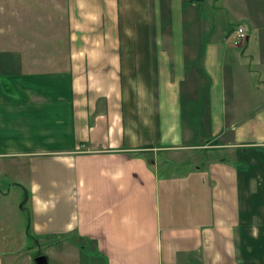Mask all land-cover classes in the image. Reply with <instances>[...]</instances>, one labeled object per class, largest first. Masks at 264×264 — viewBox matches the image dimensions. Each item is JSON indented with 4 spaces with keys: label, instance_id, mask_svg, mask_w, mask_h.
Instances as JSON below:
<instances>
[{
    "label": "crops",
    "instance_id": "obj_1",
    "mask_svg": "<svg viewBox=\"0 0 264 264\" xmlns=\"http://www.w3.org/2000/svg\"><path fill=\"white\" fill-rule=\"evenodd\" d=\"M254 36L263 77L264 0H0V172L27 192L0 264L42 247L53 264H264V103L226 98Z\"/></svg>",
    "mask_w": 264,
    "mask_h": 264
},
{
    "label": "rangeland",
    "instance_id": "obj_2",
    "mask_svg": "<svg viewBox=\"0 0 264 264\" xmlns=\"http://www.w3.org/2000/svg\"><path fill=\"white\" fill-rule=\"evenodd\" d=\"M47 12H50L49 9H45L44 12H42L41 15L38 16H40V18H43L44 16V18L47 19ZM46 21L48 20H43L42 22H40L37 18V21L32 20L31 22H29L30 26L33 27V30L37 32V35H41V38L42 36L46 37L50 35L48 29H46ZM255 37L256 36H254V41H251L249 43V48L241 46L240 49H237L239 50L241 55H237L239 57V61L236 64H233V59H227L228 62L225 69V75H227L226 98L228 104L229 106L237 104V108L240 110L247 109L244 112L246 114L252 112V110L254 111L257 106L264 103V96L262 95L264 93V90L260 91V89H262L260 84H264V76L260 77L257 74V70L261 69L260 66L257 64L259 62L257 60L253 61L249 57V55L259 52V50H257V47H253V44L256 39ZM258 43L264 44V37L262 38V41ZM261 50L264 51V48H261ZM235 67L236 70L232 71V69ZM245 73L248 75H246ZM240 117L244 119L245 116H238V118ZM223 150L219 152L222 155L226 156L227 154ZM181 151H183L184 154L190 153L187 149H182ZM219 152H216L213 149L203 148L194 150V153H197L201 156V161L210 160L213 158L215 159L216 157L218 158ZM174 161L176 162L177 160ZM187 162H191V160L188 159ZM172 167L176 169V172L178 171L180 173L181 166L179 164L173 166L172 163ZM8 168L10 170L0 172V237L2 234H5V231L9 232V229H7V227L12 226L16 229V232H19V229L24 226V223L27 220V203L25 204V206H23V199L27 192L25 189H23V186H21L20 184L22 180H24V176H21L18 172L13 171L12 169L15 168L14 166H8ZM160 169L164 171L162 167H160ZM70 239L71 241L74 240L72 238ZM27 241H29V244H34L32 238H27ZM40 250L43 251L42 253H45L46 251L50 254L51 259L48 260V264H53L54 260L52 259V249L49 251L48 248L42 247L40 248ZM42 253L40 252V254ZM31 254L33 255V259L30 260V264H35L34 259L40 254L39 252H35L34 250L31 251Z\"/></svg>",
    "mask_w": 264,
    "mask_h": 264
},
{
    "label": "trees",
    "instance_id": "obj_3",
    "mask_svg": "<svg viewBox=\"0 0 264 264\" xmlns=\"http://www.w3.org/2000/svg\"><path fill=\"white\" fill-rule=\"evenodd\" d=\"M191 116L193 118L195 116L199 118V121L198 122H200L202 124L203 131L205 129H207V128H205V125H208V123L210 121V115L208 114V110L206 109V105L204 106L203 109H201V105H200V103H198V106L192 110ZM202 116H204L203 117L204 119L202 118Z\"/></svg>",
    "mask_w": 264,
    "mask_h": 264
},
{
    "label": "built area",
    "instance_id": "obj_4",
    "mask_svg": "<svg viewBox=\"0 0 264 264\" xmlns=\"http://www.w3.org/2000/svg\"><path fill=\"white\" fill-rule=\"evenodd\" d=\"M234 35L235 39L233 43L236 45H238L240 41H244L247 38V34H245L243 27H240V29H236Z\"/></svg>",
    "mask_w": 264,
    "mask_h": 264
},
{
    "label": "water",
    "instance_id": "obj_5",
    "mask_svg": "<svg viewBox=\"0 0 264 264\" xmlns=\"http://www.w3.org/2000/svg\"><path fill=\"white\" fill-rule=\"evenodd\" d=\"M35 264H47V256L45 254H40L34 259Z\"/></svg>",
    "mask_w": 264,
    "mask_h": 264
}]
</instances>
